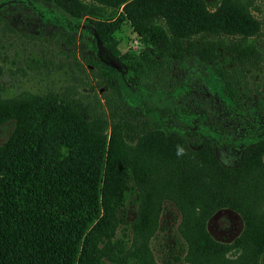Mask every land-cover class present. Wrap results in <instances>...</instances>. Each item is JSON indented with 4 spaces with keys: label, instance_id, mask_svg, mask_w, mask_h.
<instances>
[{
    "label": "trees",
    "instance_id": "1",
    "mask_svg": "<svg viewBox=\"0 0 264 264\" xmlns=\"http://www.w3.org/2000/svg\"><path fill=\"white\" fill-rule=\"evenodd\" d=\"M19 3L54 24L74 77L39 95L6 80L0 65V126L13 125L0 143V264H150L116 233L128 225V203L144 232L164 201L178 211L194 264H256L264 255V132L240 139V161L228 168L209 137L190 143L179 130L123 116L144 111L131 93L156 106L182 95L172 73L187 62L206 69L231 109L254 100L264 116V98L249 86L250 70L264 69L258 0H0V29L5 7ZM120 17L147 50L119 52L110 35ZM225 208L245 224L232 256L205 227Z\"/></svg>",
    "mask_w": 264,
    "mask_h": 264
},
{
    "label": "rangeland",
    "instance_id": "2",
    "mask_svg": "<svg viewBox=\"0 0 264 264\" xmlns=\"http://www.w3.org/2000/svg\"><path fill=\"white\" fill-rule=\"evenodd\" d=\"M258 5L261 8L258 17L264 23V0H258ZM40 14L24 3L5 7L3 16L7 26L0 29V65L4 68L6 80H18L15 85L21 86L22 90L43 95L49 90L64 89L73 83L74 70L71 67L74 61L68 56L64 43L58 46L56 34H52L54 24L43 20ZM115 27L116 30L110 36L121 54L128 51L141 54L147 50L124 17L119 18ZM78 44L76 57L81 59ZM97 56L99 58L98 53ZM183 65L174 68L172 73L176 85L185 88L182 95L172 97L169 94V100L161 99L156 106L152 102L145 103L142 96L131 93V103L141 104L144 111L137 113L136 117L130 113L123 117L135 124L148 119L154 128L166 132L179 130L190 143L198 141L197 138L209 137L216 145L219 162L228 168L236 167L243 149L240 139L253 132H264V116L256 108L254 100L244 107L231 109L207 82L208 72L205 68L193 62ZM250 73L253 76L250 88L258 89L260 97L264 98V69L256 66ZM102 93L103 90L98 92V97L101 98ZM254 96L258 97L256 93ZM185 115L191 117L190 121L181 119ZM12 130L11 123L0 126V143L7 139ZM129 136L123 133L124 142L134 145L136 138ZM162 205L163 209L154 214L151 227L142 232L137 209L128 203V225L124 229L120 227L116 236L128 243V246L132 245L133 250H145L150 264H194L188 255L186 242L181 237L180 216L176 207L168 201ZM134 222L133 228L131 224ZM205 227L214 242L229 247L230 256L236 252L234 245L245 232V224L240 215L226 208L213 213L206 220ZM256 264H264V255L259 257Z\"/></svg>",
    "mask_w": 264,
    "mask_h": 264
},
{
    "label": "water",
    "instance_id": "3",
    "mask_svg": "<svg viewBox=\"0 0 264 264\" xmlns=\"http://www.w3.org/2000/svg\"><path fill=\"white\" fill-rule=\"evenodd\" d=\"M108 61L113 67H115V68L120 67L119 63L115 59L108 57Z\"/></svg>",
    "mask_w": 264,
    "mask_h": 264
},
{
    "label": "clouds",
    "instance_id": "4",
    "mask_svg": "<svg viewBox=\"0 0 264 264\" xmlns=\"http://www.w3.org/2000/svg\"><path fill=\"white\" fill-rule=\"evenodd\" d=\"M179 154V153H178Z\"/></svg>",
    "mask_w": 264,
    "mask_h": 264
}]
</instances>
